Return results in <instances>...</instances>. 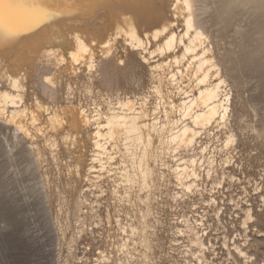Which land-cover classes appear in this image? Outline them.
Segmentation results:
<instances>
[{
	"label": "bare ground",
	"instance_id": "6f19581e",
	"mask_svg": "<svg viewBox=\"0 0 264 264\" xmlns=\"http://www.w3.org/2000/svg\"><path fill=\"white\" fill-rule=\"evenodd\" d=\"M246 70L254 76L249 102L264 128V0H0V135L24 143L22 157L39 171L64 240L69 218L82 231L92 218L82 186L91 149L101 165L122 167L112 194L128 203L123 212L132 223L124 232L149 246L147 217L171 182L164 167L188 191L198 188L199 160L189 156L172 168L167 158L206 152L203 140L215 126L223 149H232L231 81ZM73 149L76 162L60 161ZM3 170L0 155V180ZM253 208L249 200L237 204L244 234L228 248L236 264L258 263L249 221L259 238L264 231ZM187 228L204 252L209 239ZM121 247L126 258L117 262L128 264V240Z\"/></svg>",
	"mask_w": 264,
	"mask_h": 264
},
{
	"label": "rangeland",
	"instance_id": "374dc122",
	"mask_svg": "<svg viewBox=\"0 0 264 264\" xmlns=\"http://www.w3.org/2000/svg\"><path fill=\"white\" fill-rule=\"evenodd\" d=\"M247 71L231 81V121L237 135L232 149H223V131L215 126L203 140L209 147L206 152L197 148L167 158L172 168L189 156L199 160L196 165L198 188L188 191L177 182L172 171L164 167L171 182L161 186L158 200L147 217L145 235L149 246L146 242L130 241V233L124 232L132 221L123 212L128 203L119 202L112 194L122 185V167L118 162L104 159L101 165L94 151H85L82 186L88 191L84 212H91L92 218L84 231L76 218H69L64 240L54 225L53 207L46 200L39 171L22 157L24 143L10 133L1 134L4 170L0 180V264H121L117 260L126 258L121 246L127 240L128 254L132 255V259L128 257V264L129 260L133 264H236L228 248H233L234 241L242 239L239 234H244V218L237 210L240 200L241 203L249 200L264 231V191H260L262 195L255 190L256 184L264 188V128L259 126V118L249 102V81L254 76H247ZM79 155L80 152L73 149L61 154L60 161L72 165ZM226 158L233 161L229 159L230 163H226ZM222 168L235 177L223 179ZM100 175L101 181L97 183L96 177ZM220 178L223 179L221 185ZM70 196L67 194L63 199ZM212 196L217 197L216 202H212ZM117 222L122 227L119 231ZM187 222L209 239L204 252L193 243ZM248 225L253 245L251 254L258 257L257 264H264V237L255 234L252 221Z\"/></svg>",
	"mask_w": 264,
	"mask_h": 264
}]
</instances>
